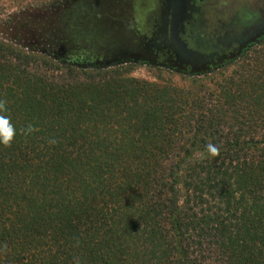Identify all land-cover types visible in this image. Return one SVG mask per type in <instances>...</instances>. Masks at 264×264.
<instances>
[{
  "label": "trees",
  "instance_id": "1",
  "mask_svg": "<svg viewBox=\"0 0 264 264\" xmlns=\"http://www.w3.org/2000/svg\"><path fill=\"white\" fill-rule=\"evenodd\" d=\"M61 62L0 40V264H264V42L195 95Z\"/></svg>",
  "mask_w": 264,
  "mask_h": 264
},
{
  "label": "rangeland",
  "instance_id": "2",
  "mask_svg": "<svg viewBox=\"0 0 264 264\" xmlns=\"http://www.w3.org/2000/svg\"><path fill=\"white\" fill-rule=\"evenodd\" d=\"M162 2L0 0V40L79 70L124 66L129 78L193 95L200 84L211 86V79L236 70L264 42L263 28L238 44L264 24V0H187L176 30L196 60L170 65L159 56L155 63L138 50L136 31L148 34L155 25L162 26Z\"/></svg>",
  "mask_w": 264,
  "mask_h": 264
},
{
  "label": "flooded vegetation",
  "instance_id": "3",
  "mask_svg": "<svg viewBox=\"0 0 264 264\" xmlns=\"http://www.w3.org/2000/svg\"><path fill=\"white\" fill-rule=\"evenodd\" d=\"M163 1L164 2H162L163 7H162V21H161L162 26L155 25L152 31H150L148 34H140L138 31H136L137 32L136 40L138 41L137 47L139 51L144 53L147 57H150L152 60H154L155 63H157V58L161 56L162 58H165L168 62H170V65L171 63L176 62L177 64L184 66L187 63L194 61V60L191 61V59L187 57V56H191L192 52L190 51L188 55L187 53H184L185 55H181L179 49L175 47H171V43H169L171 42L170 35L171 33L173 34V32L178 34L179 30L174 31V28H172L171 26V24L174 23L175 21L171 17V10L168 8L169 0H163ZM185 18H188V16ZM180 22L182 21L180 20ZM263 28H264V24H260L257 27V29L254 30V35L253 33L250 32L247 39L243 40L242 42L239 41L238 44L241 45L242 43H245L248 39H253L254 36ZM178 38L180 39L179 36Z\"/></svg>",
  "mask_w": 264,
  "mask_h": 264
},
{
  "label": "clouds",
  "instance_id": "4",
  "mask_svg": "<svg viewBox=\"0 0 264 264\" xmlns=\"http://www.w3.org/2000/svg\"><path fill=\"white\" fill-rule=\"evenodd\" d=\"M8 112L6 102L0 99V145L4 147H10L15 137L18 134V130L12 123L10 117L6 114ZM38 131L32 124H28L25 128L19 130L25 136H29L34 132ZM50 144H55L56 140L52 139L49 141ZM206 153L212 157L219 154V148L214 144L206 145ZM203 155V154H202ZM79 241H77V245Z\"/></svg>",
  "mask_w": 264,
  "mask_h": 264
},
{
  "label": "water",
  "instance_id": "5",
  "mask_svg": "<svg viewBox=\"0 0 264 264\" xmlns=\"http://www.w3.org/2000/svg\"><path fill=\"white\" fill-rule=\"evenodd\" d=\"M187 0H169L168 1V8L171 10V17L175 21L174 23L171 24L172 28H174V31L176 30V27L178 26L180 20H182L184 10L186 9ZM170 41L168 40L169 43H171V47H175L179 49V52L181 55H185L184 53H187V55L190 53V51L187 50L186 45L184 44V41L178 38V34L173 32L170 35ZM166 40V39H165ZM194 54V53H192ZM191 56H187L189 59L196 60L195 54Z\"/></svg>",
  "mask_w": 264,
  "mask_h": 264
}]
</instances>
